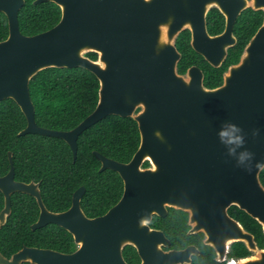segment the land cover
<instances>
[{"label":"water","instance_id":"1","mask_svg":"<svg viewBox=\"0 0 264 264\" xmlns=\"http://www.w3.org/2000/svg\"><path fill=\"white\" fill-rule=\"evenodd\" d=\"M48 1L60 7V21L29 36L18 18L25 0H0L9 23L8 37L0 41V102L13 98L24 113L27 126L18 136L62 138L76 161L79 136L118 115L137 121L141 143L126 163L94 151L101 172L114 170L124 180L119 202L96 217L82 207L84 185L74 192L68 210L51 211L41 183L16 180L10 152L11 167L0 176L5 198L0 226L12 213L13 194L21 192L39 204L34 231L57 224L73 234L78 247L63 253L24 246L10 258L0 251V264H129L123 256L127 245L136 247L140 264L191 263L201 253L198 246L172 249L165 232L151 226L154 215L167 216L169 207L189 212L190 232L203 230L219 260L264 264V248L228 213L237 204L264 227V20L215 88L204 85V72L196 65L178 72L182 54L176 46L178 35L189 29L193 48L220 67L237 42L238 16L248 7L264 11V0H33L35 5ZM213 6L225 16V28L217 35L209 34L206 23ZM52 67H82L100 81L96 108L72 130L49 129L36 121L30 82ZM146 161L150 166L144 167ZM237 240L257 253L228 258Z\"/></svg>","mask_w":264,"mask_h":264},{"label":"trees","instance_id":"2","mask_svg":"<svg viewBox=\"0 0 264 264\" xmlns=\"http://www.w3.org/2000/svg\"><path fill=\"white\" fill-rule=\"evenodd\" d=\"M210 33L221 32L225 17L218 8L208 13ZM20 29L29 36L39 34L54 27L61 19V9L53 2L38 5L26 0L18 12ZM264 20L262 10L247 8L234 25L237 42L228 49V54L220 67L212 66L191 45V33L183 30L176 39V46L182 56L178 72L185 74L188 67L198 65L205 74L204 85L214 88L223 83L224 73L229 66L237 63L250 38ZM9 35V23L5 13L0 12V41ZM93 60L95 52L86 54ZM99 79L89 70L76 68H47L31 79L30 92L36 108V121L41 127L68 131L79 125L96 108L99 101ZM27 126V119L13 98L0 102V176L9 171V153L13 152L17 181L41 183V191L46 206L53 212L68 210L74 192L86 187L82 207L89 217L105 214L119 202L124 193V180L111 169L100 171L101 161L94 151L118 160L129 162L141 143V132L132 117L109 115L86 129L78 138V157L74 161L71 146L62 138L39 134L18 136ZM150 166L146 161L144 167ZM264 181V169L261 173ZM13 210L6 224L0 226V251L10 258L23 248L37 247L63 253L73 252L78 246L72 233L57 225L49 224L34 231L32 225L40 216L37 199L17 192L12 196ZM5 198L0 191V212ZM237 218L245 228L255 234L260 247H264L262 224L246 211L234 207ZM189 213L182 209L170 208L166 217L155 215L151 225L164 230L171 239L172 247L185 248L198 245L202 254L195 256L191 264H227L217 260L216 250L204 243L203 233L189 234ZM252 254L247 245L233 243L229 258H244ZM124 258L129 264H140V255L133 245L124 248ZM22 264H32L23 262Z\"/></svg>","mask_w":264,"mask_h":264},{"label":"flooded vegetation","instance_id":"3","mask_svg":"<svg viewBox=\"0 0 264 264\" xmlns=\"http://www.w3.org/2000/svg\"><path fill=\"white\" fill-rule=\"evenodd\" d=\"M25 2H26V0H25ZM34 3V2H33ZM212 8H217L216 6H213V7H211L209 10H208V12H207V15H206V23H207V29H208V32H209V34L210 35H217V34H220L221 32H223V30L221 31V32H216V33H210V31H209V28H208V13H209V11L212 9ZM248 8H252V7H248ZM247 9V8H246ZM246 9H244V10H246ZM253 9V8H252ZM243 10V11H244ZM253 10H255V9H253ZM259 10H262V9H259ZM220 11V10H219ZM242 11V12H243ZM263 11V10H262ZM1 12V11H0ZM221 12V11H220ZM241 12V13H242ZM241 13H240V15H241ZM239 15V16H240ZM263 15H264V11H263ZM224 16V15H223ZM238 16V17H239ZM225 17V16H224ZM8 18V17H7ZM238 19V18H237ZM235 25V24H234ZM224 28H225V26H224ZM185 30V29H184ZM189 30V29H188ZM190 31V30H189ZM190 33H191V31H190ZM233 33H234V28H233ZM255 34V33H254ZM234 35H235V33H234ZM236 36V35H235ZM236 38H237V36H236ZM251 39V38H250ZM190 42H191V39H190ZM192 45V44H191ZM193 47V46H192ZM202 55V54H201ZM203 56V55H202ZM204 57V56H203ZM205 58V57H204ZM206 59V58H205ZM206 61H208L207 59H206ZM209 62V61H208ZM193 65H196V64H193ZM193 65H191V66H193ZM190 66V67H191ZM196 66H198V65H196ZM190 67H188V68H190ZM199 67V66H198ZM188 70V69H187ZM204 72V71H203ZM204 77H205V74H204ZM218 87V86H217ZM215 88V87H214ZM264 169V168H263ZM263 169L261 170V172H260V180H261V183H262V185L264 186V181H262V179H261V173H262V171H263ZM234 207H238V208H240V206L239 205H237V204H232L231 206H229L228 207V213H229V215L232 217V218H234L235 220H237V221H239L241 224H242V226L245 228V226H244V224L237 218V216L235 215L236 214V210L234 209ZM170 208H174V207H169V211H170ZM240 209H242V208H240ZM242 210H244V209H242ZM244 211H246V210H244ZM247 212V211H246ZM189 213V212H188ZM248 213V212H247ZM169 214V213H168ZM167 214V215H168ZM249 214V213H248ZM190 215V214H189ZM251 215V214H250ZM155 216V215H154ZM157 216H159V215H157ZM252 216V215H251ZM161 217V216H160ZM166 217V216H165ZM253 217V216H252ZM253 218H255V217H253ZM153 219H154V217H153ZM153 219H152V221H153ZM256 219V218H255ZM258 220V219H257ZM151 221V222H152ZM259 221V220H258ZM260 222V221H259ZM261 223V222H260ZM188 224L190 225V228H189V234H194V233H203V235H204V238H203V241H204V243H205V239H206V233L203 231V230H201V231H198V232H193V233H191L190 232V230L192 229V225L189 223V220H188ZM262 224V223H261ZM152 226V225H151ZM262 226H263V224H262ZM153 228H156V229H159V228H157V227H154V226H152ZM246 229V228H245ZM162 230V229H161ZM247 231H249L248 229H246ZM263 230H264V227H263ZM164 231V230H163ZM250 233H252L253 235H254V238H255V240H256V237H255V234L253 233V232H251V231H249ZM166 234V233H165ZM168 237V236H167ZM169 238V237H168ZM170 239V238H169ZM171 240V239H170ZM238 241H242V242H244L246 245H247V243L245 242V241H243V240H237V241H233V242H231V246H230V249H231V247H232V245H233V243H235V242H238ZM256 242H257V244H258V241L256 240ZM206 244V243H205ZM190 245H192V244H190ZM193 245H196V244H193ZM208 245V244H207ZM189 246V245H188ZM196 246H198V245H196ZM258 246H259V244H258ZM187 247V246H186ZM185 247V248H186ZM199 247V246H198ZM213 247V246H212ZM247 247H248V245H247ZM170 248H172L173 249V247H172V242H171V247ZM170 248H165V249H170ZM200 248V247H199ZM249 248V247H248ZM259 248L260 249H262V247H260L259 246ZM264 248V247H263ZM174 249H176V248H174ZM181 249H183V248H181ZM215 249V248H214ZM250 249V248H249ZM200 250H201V248H200ZM250 251H252V254H250V255H248L247 257H250V256H252V255H255L256 253H257V251H253V250H251L250 249ZM230 252V251H229ZM217 253V252H216ZM202 254V250H201V253L200 254H194L193 255V257H192V262L194 261V258H195V256H198V255H201ZM229 254V253H228ZM216 258H217V260H219L218 259V254H217V256H216ZM228 258H229V256H228ZM235 259H237V257H235ZM219 261H221V260H219ZM224 261H227L228 262V260H224ZM140 262H141V260H140ZM191 262V263H192ZM191 263H187V264H191Z\"/></svg>","mask_w":264,"mask_h":264}]
</instances>
